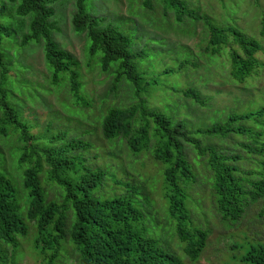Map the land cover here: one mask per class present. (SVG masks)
Returning <instances> with one entry per match:
<instances>
[{"label":"trees","instance_id":"trees-1","mask_svg":"<svg viewBox=\"0 0 264 264\" xmlns=\"http://www.w3.org/2000/svg\"><path fill=\"white\" fill-rule=\"evenodd\" d=\"M58 1L20 0L17 14L31 17L21 45L43 42L51 83L62 85L67 76L75 101L89 105L73 68L77 65L74 56L61 48L54 36L58 29L54 4ZM87 1L76 0L75 30L92 42L90 54L101 55L104 71L116 65V87L128 82L129 94L135 99L129 107L108 110L102 123L103 137L110 143L119 139L137 157L135 163L145 157L144 163L133 164L131 169L136 171L140 166L144 171L151 162L158 173L147 174L139 182L124 171L127 180H119L115 173L92 164L87 155L84 159L92 144L69 138L64 131L49 137L33 135L24 121L21 102L8 89L9 64L0 53V136L16 137L19 168L26 167L20 189L0 150V264H18L22 239L31 243L40 264H66L65 258H72L71 264H196L209 239L207 229L194 218L202 215L203 198L197 186L209 185L220 221L231 229L243 224L249 208L264 200V107L233 112L226 122L217 121L209 127H195L193 121H185L188 119L149 109L144 96L152 82L147 84L148 73L139 71L130 39L106 25L105 19L92 16ZM158 1L163 9L166 4V14L171 9L180 22L191 19L204 23L206 52L220 55L228 50L230 74L236 82L245 83L258 75L264 66L259 58L264 52L260 40L233 24L218 25L200 16L181 0ZM145 4L155 10L152 0ZM5 12L6 6L0 4V16ZM2 34L0 28V49ZM261 35L264 38V19ZM189 64L185 61L178 69H167L159 76L178 73ZM182 92L207 106L197 89ZM214 139L234 141L248 154L263 157L262 162L257 161L262 167L257 173L245 169L241 163L254 162L251 155L211 143ZM201 169L212 176L209 173L200 179ZM139 174L141 178V171ZM32 229L35 234L29 239ZM247 239L233 243L231 249L237 253L230 256L228 264H264V236Z\"/></svg>","mask_w":264,"mask_h":264},{"label":"rangeland","instance_id":"rangeland-1","mask_svg":"<svg viewBox=\"0 0 264 264\" xmlns=\"http://www.w3.org/2000/svg\"><path fill=\"white\" fill-rule=\"evenodd\" d=\"M152 1L155 5L154 11L146 6V0H88L86 3L87 11L92 16L105 19L106 25L117 28L130 39L132 53L138 59L139 71L142 74L148 73L147 84L152 82L144 96L149 109L177 119H188L185 121L189 124L193 121L196 123L195 127H209L217 121L226 122L233 112L264 107V66L258 69V75L249 78L245 83L236 82L230 74L228 50L220 55L206 52L207 41L202 38L204 23L197 24V20L191 19H187L190 22L186 19L180 22L171 9L168 8L169 12L166 14V4L163 9L161 1ZM181 1L200 16H207L218 25L233 24L264 45L261 35L264 0ZM19 3L20 0H0V4L6 6V12L0 16V28L3 31L0 53L9 64L8 89H12L15 93L13 98L21 102L25 113L24 121L31 126L32 134L49 137L64 131L69 133V138L92 144V150L84 154V159L87 155L92 164L115 173L119 180H127L124 171L129 173L131 180L136 177L139 182L148 177L147 174L158 173V168L151 162L144 171L140 166L136 171L131 169L133 164L137 167V163H144L145 157L141 156L135 163L137 157L119 139L110 143L103 137L102 123L108 110L129 107L135 99L129 94L128 82V85L121 83L116 87V65H112L110 71H104L100 63L101 55L90 54L92 42L86 34L75 30L73 17L76 0H59L54 4L55 23L58 28L54 36L60 47L74 56L77 65L73 68L77 70L82 81V93L89 105L75 101L67 76L62 85L55 86L51 83L52 72L46 61L43 42L34 41L27 47L21 45L23 35L28 33L31 17L23 18L17 14ZM259 58L264 64V52ZM185 61L190 64L184 70L159 76L167 69H178ZM190 88L201 92L207 106L181 94L183 90ZM34 114L38 115L39 121ZM15 143L16 137L8 139L0 136V150L4 154L7 170L17 179L18 186L22 189L21 178L26 167L19 168ZM211 143L227 148L230 146L247 157L251 155L240 146H235L236 142L231 140L217 142L214 139ZM251 157L253 164L242 162L241 165L257 173L259 167H262L259 162L263 161V157ZM209 173L208 170L201 169L203 178L200 179H206ZM110 184L114 185L113 182ZM202 186L203 188L197 186L203 198L202 215L196 214L194 218L207 229L209 239L201 261L196 264H228L230 256L237 253L231 249L234 242L264 236V200L252 205L243 224L231 229L220 221L209 185ZM34 234L32 229L29 239ZM22 242L18 264H40L31 243L23 239ZM64 261L71 264L72 258H65Z\"/></svg>","mask_w":264,"mask_h":264}]
</instances>
